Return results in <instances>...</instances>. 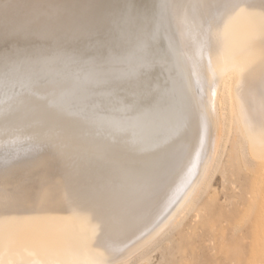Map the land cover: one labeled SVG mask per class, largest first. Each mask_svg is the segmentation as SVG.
Here are the masks:
<instances>
[{
    "label": "bare ground",
    "instance_id": "6f19581e",
    "mask_svg": "<svg viewBox=\"0 0 264 264\" xmlns=\"http://www.w3.org/2000/svg\"><path fill=\"white\" fill-rule=\"evenodd\" d=\"M234 122L264 165V0H0V171L34 165L116 235L166 212L118 258L55 228L3 247L0 230V264L137 255L193 206Z\"/></svg>",
    "mask_w": 264,
    "mask_h": 264
},
{
    "label": "rangeland",
    "instance_id": "374dc122",
    "mask_svg": "<svg viewBox=\"0 0 264 264\" xmlns=\"http://www.w3.org/2000/svg\"><path fill=\"white\" fill-rule=\"evenodd\" d=\"M243 136L234 122L218 153L219 160L209 171L211 178L208 174L206 187L202 184L196 193L201 198L195 201V195L193 206L191 201L189 210L182 213L183 218L177 219L180 222H173L177 224H172L174 227L167 226L170 231L164 230L165 234L148 244L145 252L144 248L136 252L139 257L134 253L117 264H264V165L252 155ZM11 166L10 170L0 171L3 247L11 244L18 228L23 231L55 228L71 232L83 246L104 247L112 252V258H118L123 247L151 229L166 213L162 212L132 238L116 235L93 213L59 202L57 185L41 184L40 176L33 171L34 165L21 162ZM25 202L34 204L26 206ZM30 250L26 252L36 253Z\"/></svg>",
    "mask_w": 264,
    "mask_h": 264
}]
</instances>
